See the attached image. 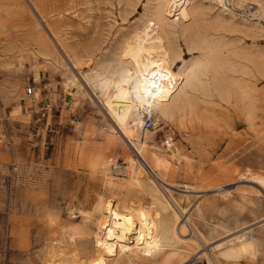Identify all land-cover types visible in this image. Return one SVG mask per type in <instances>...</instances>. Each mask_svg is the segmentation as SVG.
Wrapping results in <instances>:
<instances>
[{
    "label": "rangeland",
    "instance_id": "rangeland-1",
    "mask_svg": "<svg viewBox=\"0 0 264 264\" xmlns=\"http://www.w3.org/2000/svg\"><path fill=\"white\" fill-rule=\"evenodd\" d=\"M131 1L0 0V264H45L54 239L90 250V234L72 240L69 233L72 227L94 230L99 196L144 203L151 198L121 182L133 147L122 133L108 137L113 122L101 102L73 86L55 61L63 60L80 78L85 64L77 67L71 58L103 59L144 27L158 42L166 32L178 44L183 57L178 65L201 53L181 33L184 21L150 23L151 3ZM202 1L207 7L202 31L217 44L225 79L217 86L209 70L202 77L209 91L186 86L190 103L169 116L155 110L158 119L147 138L157 154L145 155L161 175H154L161 188L176 197L185 187L190 190L189 201L181 203L192 208L191 219L207 238H217L225 228L253 227L256 257L236 264H264V219L257 222L264 217V190L254 180L264 176V12L255 11L254 0ZM216 15L222 22L212 21ZM28 86L38 90L34 101L27 97ZM119 118L134 127L133 114L121 112ZM104 173L121 183H108ZM210 185L230 192L204 190ZM148 192L154 193L149 187ZM184 264L208 263L195 255Z\"/></svg>",
    "mask_w": 264,
    "mask_h": 264
},
{
    "label": "bare ground",
    "instance_id": "bare-ground-1",
    "mask_svg": "<svg viewBox=\"0 0 264 264\" xmlns=\"http://www.w3.org/2000/svg\"><path fill=\"white\" fill-rule=\"evenodd\" d=\"M214 1L226 4L224 0ZM254 1L259 4V8L255 11L259 10L263 13L264 5L260 0ZM147 2H150L153 7L149 16L150 23L165 24L173 19L176 22L177 19L184 21L181 33L187 42H194L201 51L196 58L188 63L184 61L178 65V60L182 59L183 61L178 44L170 40L166 32L162 35V41L158 42L156 35L144 27L132 39L118 46L119 50L116 48L103 59L89 55L84 59L76 57L73 60L71 58V63L77 67L85 64L86 70L80 71L82 73L80 78L70 68L71 66L62 62L63 60L55 61L70 74L69 80L75 84L73 86L83 93L86 92L92 98V94H94L101 102L113 122L108 125L106 131L108 137L117 138L121 136L117 135V132L122 133L133 147L134 155H130L128 158L125 170L126 178L121 182L126 186H134L138 191H146L151 198L148 199V203H144L141 202L142 200H120L115 196H99L95 205L97 214L93 221L94 230L88 232L84 229L85 227L82 228L84 231L79 227H72V232L69 233L72 240L75 235L90 234L93 243L92 249L82 250L83 247L79 248L80 246L73 242L57 244L54 239L49 244V251L45 252L43 258L45 264H184L195 255L196 258L205 257L208 264H227V262L236 264L244 258L253 260L256 257L259 243L258 238L252 232L253 227L225 228L222 234L210 240L192 221V208L181 203L182 200L183 202L184 200L189 201L191 194L187 192L190 190L185 187L183 191L186 193L176 197L172 195L171 189L161 188L160 182L156 179L161 175L153 169V165L145 155L150 151L157 154L156 146L151 144L147 138L148 128L144 127L146 116L152 117L154 125L158 119L154 113L155 110L164 116H169L177 108L190 103L186 86L195 85L209 91V81L204 82L202 78L209 70L212 72L217 86H221L225 79L221 74L224 61L219 55L217 44L209 38V33L202 31L203 18L205 17L202 14L207 9L206 6L204 9L205 4L203 5L202 0H147ZM253 4L255 3L253 2ZM195 17L197 19L193 22H186V20ZM215 18L221 22L223 20H220L219 16H214L212 21ZM225 23H229V21ZM47 46L50 48L48 44ZM34 80L40 81V73L37 68ZM84 85H87L92 93L84 90ZM37 94L38 90L36 89L27 97L34 101ZM121 112L124 114L129 112L134 115L132 129H128L121 122L119 118ZM175 153L177 154V152ZM156 156L157 164H159L160 159L158 155ZM103 177L108 183H121L117 182L112 174L104 173ZM254 180L264 190V176H254ZM148 187L154 193L148 192ZM217 188L218 192L219 189H222L221 192H230L229 189L221 188V185H210L204 190L215 189L216 191ZM256 192L260 193L261 189L257 188ZM73 212L71 210V213ZM263 219L264 217L258 219L257 222ZM263 222L262 224H264ZM188 230L192 234L184 236Z\"/></svg>",
    "mask_w": 264,
    "mask_h": 264
},
{
    "label": "built area",
    "instance_id": "built-area-1",
    "mask_svg": "<svg viewBox=\"0 0 264 264\" xmlns=\"http://www.w3.org/2000/svg\"><path fill=\"white\" fill-rule=\"evenodd\" d=\"M33 92V88L31 86L27 87V93H32ZM153 126V119L150 116H146L145 117V122H144V127L145 128H150Z\"/></svg>",
    "mask_w": 264,
    "mask_h": 264
},
{
    "label": "crops",
    "instance_id": "crops-1",
    "mask_svg": "<svg viewBox=\"0 0 264 264\" xmlns=\"http://www.w3.org/2000/svg\"><path fill=\"white\" fill-rule=\"evenodd\" d=\"M28 102V101H27ZM20 106H21V104H20ZM19 108V107H18ZM18 108H17V110H18ZM32 112H37V111H32Z\"/></svg>",
    "mask_w": 264,
    "mask_h": 264
}]
</instances>
